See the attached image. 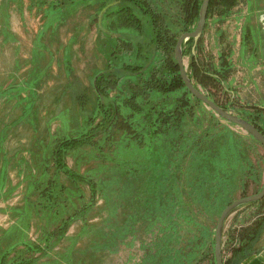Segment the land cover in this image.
<instances>
[{"label": "trees", "instance_id": "16d2710c", "mask_svg": "<svg viewBox=\"0 0 264 264\" xmlns=\"http://www.w3.org/2000/svg\"><path fill=\"white\" fill-rule=\"evenodd\" d=\"M158 1L153 6L148 0L135 2L150 26L143 52L140 44L130 47L129 56L110 52L117 67L108 60V69L94 75L91 92L88 87L73 91L80 105L91 108L53 149L42 144L43 182L28 188L36 190L40 202L26 201L16 222L0 228V264H215L219 213L260 181L259 142L205 110L180 77L174 46L181 33L196 26L202 0ZM258 1L263 0L247 4L261 9ZM73 2L49 7L50 15L60 16ZM237 2L209 0L205 28L213 16L218 24L225 22ZM122 10L104 15L117 13L114 24L128 23ZM129 21L141 26L136 17ZM203 33L195 45L192 37L182 44L189 79L222 109L236 105V112L264 134V108L235 101L228 79L232 50L219 52L215 62ZM242 34L241 53L249 55L251 67L261 50L264 56V31L247 22ZM69 154L75 168L66 163ZM32 215H43L45 224L32 222ZM32 225L37 226L34 238L28 235ZM73 225L77 229L68 234ZM255 232L235 234L246 243L231 242L228 258L222 243L223 264H238L250 253Z\"/></svg>", "mask_w": 264, "mask_h": 264}, {"label": "rangeland", "instance_id": "374dc122", "mask_svg": "<svg viewBox=\"0 0 264 264\" xmlns=\"http://www.w3.org/2000/svg\"><path fill=\"white\" fill-rule=\"evenodd\" d=\"M70 1L0 0V228L16 222L14 216L25 207L26 201L40 202L33 183L39 186L38 180L43 182L39 177L42 144L49 143V149H53L63 134L68 135L73 130L72 122L87 115L91 108V104L80 105L72 97L73 91L83 93L88 87L87 91L91 92L94 75L108 69V60H114L117 67L118 60L110 52L118 53V57L129 56L130 47L138 44L143 52V42L150 32L145 22L148 14L142 13L138 6L140 0H74L68 11L64 10L58 17L50 15L49 7L64 8ZM148 1L151 6L155 3V0ZM258 4L259 8L263 7L261 1ZM103 8L107 13L123 9L120 12L123 19L136 17L141 26L129 20L114 24L117 13L106 17L103 12L98 22ZM257 8L251 10L247 0H238L225 22L218 24L214 16L208 18L203 33L205 50L215 62L219 52L232 50L230 58L234 69L228 79L235 88V101L248 108L264 107L262 50L255 55V64L250 67L249 55L241 53L240 42L245 24L258 22V14L254 13ZM251 11L253 13L248 15ZM183 63L187 69L189 55L183 56ZM229 94L233 98L234 94ZM225 96L222 98L226 99ZM236 109L234 105L231 111L238 114ZM225 122L220 120L222 124ZM232 128L247 134L235 124ZM257 149L264 155L261 144ZM65 159L70 168H75L71 154ZM84 167L82 164L80 170ZM31 185L33 191L29 193ZM260 186L248 188L246 195L254 194ZM249 206L252 213H257L264 207V199ZM30 220L38 225L46 222L43 215H32ZM53 224L49 223L46 228H52ZM76 229L73 225L67 233L72 234ZM36 230L37 226L32 225L28 235L36 237ZM242 239H234L235 247L240 241L246 243Z\"/></svg>", "mask_w": 264, "mask_h": 264}, {"label": "water", "instance_id": "95a60500", "mask_svg": "<svg viewBox=\"0 0 264 264\" xmlns=\"http://www.w3.org/2000/svg\"><path fill=\"white\" fill-rule=\"evenodd\" d=\"M209 0H202L201 6L198 12V22L194 29L190 30V32H183L179 35L176 40V44L174 46V55L179 66V73L182 81L184 82L187 90L191 95L199 99L207 108L212 109L218 116L224 118L225 120L235 124L242 128L249 136L255 138L259 144L264 148V134L254 125L248 122L239 114H235L230 110L222 109L212 98L206 95L200 88L196 87L192 80L189 79L187 75L186 65L183 63V51L182 44L187 41L190 37L194 40V45L198 41L201 33L205 27L206 23V13L208 9ZM106 8H103L99 14L98 22L101 19V15ZM193 45V46H194ZM264 196V180L261 188L256 191L254 194L241 196V198H237L226 205L225 208L219 213L216 223H215V231H214V250L213 256L215 259V264H223L222 259V239H223V226L226 221V218L230 215V212L234 209L240 207L243 204H249L256 202L257 200L263 198Z\"/></svg>", "mask_w": 264, "mask_h": 264}, {"label": "crops", "instance_id": "0c3cea01", "mask_svg": "<svg viewBox=\"0 0 264 264\" xmlns=\"http://www.w3.org/2000/svg\"><path fill=\"white\" fill-rule=\"evenodd\" d=\"M257 153L258 178L260 175V181H258L259 184L258 182H255V184L251 183L248 188L253 187V185H257V187L258 185L262 186L263 184L264 168H262V166L264 155L259 149H257ZM256 202H258V200ZM251 204L256 203L253 202L249 204H243L240 207L231 211L230 215L226 218V221L223 226L224 230L222 243H224L225 241L227 243L226 250L224 251L226 258H228V256L230 255V249H228V247L232 244L231 242H233V236L235 234L243 232V234L251 233L250 235H253L255 230H257V232H255V238L251 242L252 251L244 255L241 259H239L238 264H264V207H262L259 212L256 211L257 213H252V211H250L249 206Z\"/></svg>", "mask_w": 264, "mask_h": 264}, {"label": "flooded vegetation", "instance_id": "af4514ba", "mask_svg": "<svg viewBox=\"0 0 264 264\" xmlns=\"http://www.w3.org/2000/svg\"><path fill=\"white\" fill-rule=\"evenodd\" d=\"M253 1V0H252ZM248 3H249V0H248ZM263 4V7L261 9H257L254 11L255 14H258L257 18H258V22L256 24L260 25L261 29H263L264 31V0L261 2ZM249 13H253V12H249ZM249 15V14H248ZM247 19V18H246ZM255 24V25H256ZM205 28V27H204ZM205 29H203L202 32H204ZM243 31H241V34H242ZM202 34V33H201ZM202 36V35H201ZM200 36V37H201ZM243 34L241 35V38H240V42L243 41ZM199 37V38H200Z\"/></svg>", "mask_w": 264, "mask_h": 264}]
</instances>
